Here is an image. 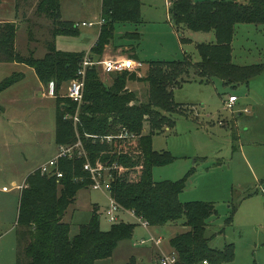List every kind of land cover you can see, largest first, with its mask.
Segmentation results:
<instances>
[{
	"label": "rangeland",
	"instance_id": "374dc122",
	"mask_svg": "<svg viewBox=\"0 0 264 264\" xmlns=\"http://www.w3.org/2000/svg\"><path fill=\"white\" fill-rule=\"evenodd\" d=\"M168 1L142 0L143 21L116 25L115 38L103 57L92 58H134L132 53L136 52L144 63L139 77L150 62L189 58L194 64L200 63L198 44L214 42L215 34L178 31ZM100 3L61 0V18L74 28L84 21L97 22L102 19ZM38 5L39 0H0V47L4 48L7 41L1 35L7 21L17 27L14 55L25 62L43 59L50 44L62 52L92 53L101 27H80L78 35L54 37V21L39 13ZM232 47L235 65L264 64V25H238ZM2 54L0 85L11 78L16 83L0 93V264H17L21 199L17 187L58 154V102L56 91L49 93L53 82L43 83L27 63ZM96 69L101 80L112 86L114 75H105L98 66ZM71 81L63 84L62 98ZM128 89L138 95V102H148L147 84L129 81ZM230 96L237 97L238 103L229 110L226 102ZM173 98L187 114H176L173 129L153 136L154 151L167 153L172 160L154 168V181L176 183L187 178L179 202H211L218 210L208 220L209 246L223 250L233 245L235 258L230 264H264V72L248 85L235 86L192 73L174 90ZM108 206L104 193L81 189L63 218L71 225V238L91 222L93 207L98 209L101 228L109 230L112 223L105 215ZM122 218L137 225L133 237L119 242L113 257L96 264H161L172 253L171 239L185 230L183 221L147 229L127 214ZM151 234L162 238L160 247L135 245Z\"/></svg>",
	"mask_w": 264,
	"mask_h": 264
},
{
	"label": "trees",
	"instance_id": "16d2710c",
	"mask_svg": "<svg viewBox=\"0 0 264 264\" xmlns=\"http://www.w3.org/2000/svg\"><path fill=\"white\" fill-rule=\"evenodd\" d=\"M171 1L172 21L178 31L215 34L214 42L198 44L201 62L194 64L189 58L150 62L141 77L136 72L114 75L112 86L101 80L99 70L94 67L87 72L80 106L67 97L62 98L60 93L65 82L77 77L86 53L62 52L50 44L43 59L25 62L14 55L17 27L13 23L3 24L1 35L7 41L4 48L0 47V59L4 53L27 63L40 81L55 84L58 147L81 142L87 155V158L60 160L61 179L42 176L39 171L27 178L18 216L17 264H96L113 257L119 242L133 237L137 225L124 219L103 230L98 209L93 207L91 222L82 225L79 234L71 238V225L64 223L63 218L79 191L91 184L89 174L84 171L87 161L95 167L110 169L113 197L150 227L183 221L184 232L170 241L177 264H201L205 260L230 264L234 260L233 245L223 250L209 246L208 220L218 214L214 203L179 202L187 178L176 183L154 181V168L168 165L172 160L167 153L154 151L153 136L173 129L176 114H187L185 107L175 103L173 94L190 74L207 81L219 78L225 85L235 86L248 85L264 72V64L241 67L232 59L237 26L264 25V0ZM60 7V0H39L38 12L53 19L54 37L78 35L77 27L61 19ZM102 19L105 24L91 50L92 57H103L115 38L116 25L143 21L142 0H102ZM129 81L148 85V102H138V95L128 89ZM14 83L15 79L11 78L0 85V93ZM77 113L79 122L75 126ZM67 115L70 118H65Z\"/></svg>",
	"mask_w": 264,
	"mask_h": 264
},
{
	"label": "built area",
	"instance_id": "2783aa9c",
	"mask_svg": "<svg viewBox=\"0 0 264 264\" xmlns=\"http://www.w3.org/2000/svg\"><path fill=\"white\" fill-rule=\"evenodd\" d=\"M105 24V20L101 19L97 22H82L76 25L77 28L80 27H95V26H103ZM100 67L102 72L106 75H116L122 74L125 72H136L140 74L144 63L133 60L132 58H102L101 60H94L92 58V54L89 53L84 57V60L81 64V67L78 71L77 77L73 79L68 88L66 97L70 99L72 102L77 103L79 106L83 103L84 99V90H85V79L89 69L94 67ZM141 76V75H140ZM54 84L51 85L49 93L54 95ZM238 101L237 97L230 96L228 102H226L227 109H233L235 107V103ZM249 112L248 110H245ZM79 114L77 113L74 117L75 126L79 122L78 118ZM65 118H70L67 115ZM111 140V137L107 138ZM87 158L86 152L83 149L81 142L77 143L73 146H61L59 147L58 154L55 158L50 160L49 162L42 165L37 171L41 173L42 176H46L48 178H57L61 179L63 177V173L60 171V160L62 159H72V158ZM116 167H114L115 169ZM84 171L89 174V178L91 180V184L89 188L93 191H98L104 193L109 200V206L105 211V215L108 221L112 224L122 222L123 214H127L130 217L136 219L137 223L149 229L150 225L148 222L144 221L142 218L137 217L134 211L125 210L113 197L112 195V173H110V169L103 166H93L90 161H87L84 164ZM82 180V179H78ZM154 244L157 247H160L163 243L162 238L156 237L151 234L149 239H142L137 244V246H145L147 244ZM161 264H177V257L174 253H171L170 256H165L164 259L161 260ZM201 264H212L211 262L205 260Z\"/></svg>",
	"mask_w": 264,
	"mask_h": 264
},
{
	"label": "crops",
	"instance_id": "0c3cea01",
	"mask_svg": "<svg viewBox=\"0 0 264 264\" xmlns=\"http://www.w3.org/2000/svg\"><path fill=\"white\" fill-rule=\"evenodd\" d=\"M60 1H61V0H60ZM168 4H169V9H170V7H172V1H168ZM100 8L102 9V0H101V3H100ZM101 15H102V13H101ZM61 16H62V15H61ZM61 19H62L63 21H66L65 18H63V17H62ZM66 19H67V18H66ZM1 22H2V21H1ZM5 22L8 23L7 21H4L3 23H5ZM84 22H86V21H84ZM91 22H93V21H91ZM108 47H109V46H108ZM108 47H107V48H108ZM91 50H92V49H91ZM133 52H134V51H133ZM132 54H134V56H135V58H132V57H131L133 60L141 61V60L137 57L138 54H137L136 52H134V53H132ZM137 58H138V59H137ZM105 75H106V74H105ZM109 76H110V75H109ZM237 103H238V101L235 103V106H236ZM245 110H248V109H244V111H245ZM245 112H246V111H245ZM249 112H250V111H249ZM40 167H41V166H40ZM40 167H39V168H40ZM37 170H38V169H37ZM37 170H36V171H37ZM32 174H33V173H32ZM30 175H31V174H30ZM30 175H29V176H30ZM29 176H28V177H29ZM28 177H27V178H28ZM26 181H27V179H26ZM26 181H25L24 185H22L21 187H17V188H20V194H21L22 190H23V189L25 188V186H26ZM123 219H124V218H123ZM171 224H172V223H171ZM183 228H184V227H183ZM184 229H185V228H184Z\"/></svg>",
	"mask_w": 264,
	"mask_h": 264
}]
</instances>
